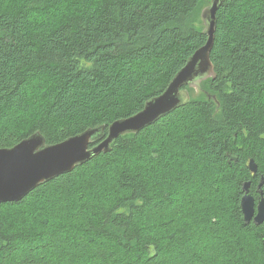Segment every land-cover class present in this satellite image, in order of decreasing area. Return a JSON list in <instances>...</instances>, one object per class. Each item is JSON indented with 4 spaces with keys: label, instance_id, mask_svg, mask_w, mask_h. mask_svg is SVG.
<instances>
[{
    "label": "trees",
    "instance_id": "obj_1",
    "mask_svg": "<svg viewBox=\"0 0 264 264\" xmlns=\"http://www.w3.org/2000/svg\"><path fill=\"white\" fill-rule=\"evenodd\" d=\"M211 1L0 0V149L106 137L207 44ZM211 61L182 108L0 204V264H264L241 207L264 177V0L223 3Z\"/></svg>",
    "mask_w": 264,
    "mask_h": 264
},
{
    "label": "water",
    "instance_id": "obj_2",
    "mask_svg": "<svg viewBox=\"0 0 264 264\" xmlns=\"http://www.w3.org/2000/svg\"><path fill=\"white\" fill-rule=\"evenodd\" d=\"M225 1L226 0H223V2L220 3V7ZM217 2H219V0H212L210 7L203 13V19L206 23V32L208 34L207 44L188 60L186 66L176 75L161 96L148 101L145 108L137 115L112 123L108 128L106 137H104L105 129L102 126L88 129L56 145H47L44 137L40 134H36L11 149H0V161L4 159L6 168L23 166L32 157H39L44 153H49L69 140L77 143L79 157L72 167L57 164L54 168L36 169L34 175L38 176L39 179L35 181L36 186L32 188L29 193L21 199L0 196V204L22 201L40 185L50 182L61 175L72 172L76 167L86 164L95 155L102 152H110L112 145L120 137L128 134H138L143 129L155 124L162 117L186 105L190 97L184 88L196 86L198 81L214 76L211 53L214 48L217 13L220 9V7L219 9L216 7ZM158 101H163V103H159ZM97 140H101V142L93 149L89 150L90 144L95 143ZM249 170L254 176L258 174V166L253 159L249 163ZM251 186V182H246L243 185L244 196L241 201V207L244 221L246 224L253 222L256 226H260L264 224V177L261 178L258 185L259 199L257 201L255 197L250 194Z\"/></svg>",
    "mask_w": 264,
    "mask_h": 264
},
{
    "label": "snow or ice",
    "instance_id": "obj_3",
    "mask_svg": "<svg viewBox=\"0 0 264 264\" xmlns=\"http://www.w3.org/2000/svg\"><path fill=\"white\" fill-rule=\"evenodd\" d=\"M89 2L90 0H78L81 6ZM222 2L223 0H219L216 3L217 9H219ZM2 43L3 40H0V44ZM158 102L163 103V101ZM210 126L214 127V123ZM78 158L77 143L69 140L49 153H44L39 157H32L23 166L6 168L3 159L0 161V196L21 199L36 186L35 181L39 179L38 176L34 175L36 169L54 168L57 164L72 167Z\"/></svg>",
    "mask_w": 264,
    "mask_h": 264
}]
</instances>
